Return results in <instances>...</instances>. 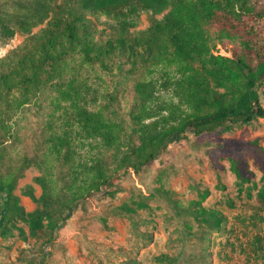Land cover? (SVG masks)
<instances>
[{
    "label": "rangeland",
    "instance_id": "1",
    "mask_svg": "<svg viewBox=\"0 0 264 264\" xmlns=\"http://www.w3.org/2000/svg\"><path fill=\"white\" fill-rule=\"evenodd\" d=\"M28 1L0 0V64L5 70L14 67L30 47L31 35L40 34L50 23L46 19L31 32L21 29L19 4ZM169 9L159 14L141 9L125 30L112 15L88 12L97 25L90 30L91 40L106 47L107 41L122 33L134 36ZM70 58L75 74L47 84L25 102L20 84L10 92L0 91L8 92L9 99L18 96L11 105L0 98V179L14 183V194L27 212L39 207L60 222L71 204L76 179L86 178L99 160L110 178L77 202L49 244L53 232L48 219L36 235L16 221L9 235L0 236V264H264V201L256 197L257 190L252 198L240 194L231 170V160L243 158L260 181L264 118L224 132L199 136L187 132L171 140L140 171L121 168L129 140L139 143L132 120L140 110L137 82L154 79L158 101L170 100L172 95L163 84L175 68L152 62L133 66L121 55L102 64L85 59L81 51L72 52ZM70 81L80 90L77 104L100 111L116 126L117 146L108 147L81 130L73 100L60 95ZM257 88L264 105V80ZM53 134L69 135L60 153L50 142ZM255 139L259 146L252 143ZM200 204L226 215L220 228L199 213Z\"/></svg>",
    "mask_w": 264,
    "mask_h": 264
},
{
    "label": "trees",
    "instance_id": "2",
    "mask_svg": "<svg viewBox=\"0 0 264 264\" xmlns=\"http://www.w3.org/2000/svg\"><path fill=\"white\" fill-rule=\"evenodd\" d=\"M19 7L22 12L18 14V25L27 32L46 19L50 22L40 34L31 35L30 47L14 67L5 70L0 64V91L10 92L20 84L23 102L47 84L75 74L77 68L70 58L75 51L102 64L108 57L121 55L133 66L152 62L175 68L163 84L172 95L170 100L158 101V82L154 79L137 82L140 110L132 114V120L139 143L129 140L120 159L121 168L140 171L157 159L171 140L187 132L196 136L224 132L234 125L264 118L257 88L258 82L264 80V0H29ZM168 8L163 18L155 19L147 30H136L134 36L122 33L107 41L106 47L96 46L91 40L90 30L97 25L88 12L112 15L125 30L139 10L159 14ZM218 46L230 55L216 54ZM1 92L0 98L3 96L7 104L17 100L18 96L9 99L8 92ZM60 95L73 100L74 116L88 137L100 138L108 147L117 146L120 140L116 126L107 122L100 111L76 103L80 90L73 81ZM68 137L52 135L50 142L56 153L62 151ZM252 143L259 146L258 139ZM101 163L99 160L89 168L86 178L74 181L71 204L60 222L39 207L27 212L14 194V183L0 179V236L9 235L16 221L26 224L36 235L48 219L53 234L47 244L56 239L77 202L108 182L110 175ZM231 170L240 194L252 198L257 190L256 197L264 201V174L257 182L243 158L232 159ZM29 195L37 200L33 192ZM198 210L217 228L227 219L223 212L201 204ZM261 243L260 239L258 248Z\"/></svg>",
    "mask_w": 264,
    "mask_h": 264
},
{
    "label": "built area",
    "instance_id": "3",
    "mask_svg": "<svg viewBox=\"0 0 264 264\" xmlns=\"http://www.w3.org/2000/svg\"><path fill=\"white\" fill-rule=\"evenodd\" d=\"M218 47H219L220 49L215 51L216 54H217V53H220V54H222V55H227V56L230 55V53H228L227 51H225L223 48H221L220 46H218Z\"/></svg>",
    "mask_w": 264,
    "mask_h": 264
},
{
    "label": "water",
    "instance_id": "4",
    "mask_svg": "<svg viewBox=\"0 0 264 264\" xmlns=\"http://www.w3.org/2000/svg\"><path fill=\"white\" fill-rule=\"evenodd\" d=\"M246 73H247V71H246Z\"/></svg>",
    "mask_w": 264,
    "mask_h": 264
}]
</instances>
